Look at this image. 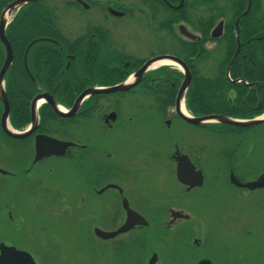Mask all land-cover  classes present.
I'll use <instances>...</instances> for the list:
<instances>
[{"label": "flooded vegetation", "instance_id": "obj_1", "mask_svg": "<svg viewBox=\"0 0 264 264\" xmlns=\"http://www.w3.org/2000/svg\"><path fill=\"white\" fill-rule=\"evenodd\" d=\"M214 1L217 5L216 9L210 5V0H73L72 6L82 13L90 12L94 8L100 18L125 20L127 26L119 29L117 25L109 28L100 23L77 24L78 35L70 38L61 30L57 18V23L52 29L55 39L39 37L27 42L20 63L27 80L25 85L19 84L16 79V58L14 49L8 42L12 60L4 77L3 88L7 100V84L10 76L9 85L12 91L29 97L25 116L27 124L15 130L21 132L28 130L31 134L24 140H13L5 136L0 129L2 141L14 143L17 147L11 159L14 160V170L0 168V179L30 177L36 170L44 172L52 162L67 160L74 165L79 185L91 196L102 198L107 191L114 190L123 213L122 223L113 225L109 230L93 228L92 239L97 245L98 243L104 245L106 250L122 255L123 264H143L145 257H142L140 250H135L130 237L138 236L142 230L149 229L150 223L164 224L166 233L175 226L172 232L179 243L184 238L190 239L187 236L190 235L193 240L192 245L190 243L191 247L194 245L195 249L203 251V257L196 264H219V261L222 264H230L225 260L230 251L226 239L233 240L235 247L242 240L249 241L258 236L264 240V123L252 128H237L214 122H207L197 127L184 122L176 111L177 94L184 80V72L180 67L151 68L134 88L126 92L98 94L84 98L72 117L58 116L54 113L52 105L55 102L56 106L62 107L66 114L70 113L83 93L117 86L137 73L150 60L170 57L182 62L191 77V86L181 102V108L190 118L225 117L242 122L262 119L264 117V82L257 81V74L249 78L246 72L236 74L233 70L241 49L239 22L243 18V13L239 15L235 13L234 22L230 24L228 23L232 20L230 14L232 11H240L239 4L236 0ZM248 1V11L251 9V0H246L244 11L247 9ZM209 11H220V15L208 32ZM219 23L222 24L221 35L213 40L211 34ZM129 28L133 33L132 38L126 34ZM228 34L235 40L233 51L232 47L227 48V41L222 39ZM122 36H124L123 40ZM134 38L147 50L142 56L132 54L129 51V45H126L130 44ZM252 41V39L248 40L246 45ZM48 44L51 45V49L47 46ZM156 45L162 48L156 50L154 49ZM237 49L238 53L234 58ZM51 51L56 53L59 59L64 58L65 67L58 76H64V73H69L71 68L86 63L95 51H99L102 56L98 57L94 68L98 67V63H105L110 71L109 74L116 80L110 83L93 81L80 85L74 81L71 84L69 77L75 75L70 73L66 77L69 80L68 83L56 81L49 85L46 82L48 63L40 64L39 58L40 54ZM231 52V57L226 59L224 56L228 57ZM2 53L0 71L4 64L3 49ZM200 54H204L205 57L200 59ZM242 60L244 64L247 61L246 50ZM163 68L165 71H159ZM251 69L254 72L256 64L252 63ZM195 81H201L205 85L201 90V94L206 98L205 114L203 111L193 112L188 108V96ZM35 99L38 100L34 104ZM8 106V124L13 128L9 103ZM2 113L3 105L0 102V122ZM21 122L22 120L16 123ZM146 127L153 130L161 128L167 132L165 142L169 145L168 155H165L166 150L161 142L156 141V146L161 155L171 164L181 196L199 195L204 206L205 202L209 203L212 199H218L214 200L215 204H212L209 210L214 221L210 227L212 230L205 225L202 233L199 223H196L194 227L197 221L194 217L191 218L180 211L171 209L181 206H174L175 203L170 199L165 201L163 207L157 208L159 214L148 216L147 220L144 217L146 213L142 214L132 208L124 197L121 186L114 182L121 174H124V170L112 164L111 153L95 150L93 138H102L107 141L115 138L126 140L132 135V138L140 141L139 138L145 136ZM183 129L195 131L197 136H185ZM79 132L81 135L78 134ZM41 138H51L74 144V146L69 148L62 158L44 157L34 163L36 141ZM186 161L193 167V172L200 176H193L184 167L180 168V175L187 182L183 185L177 179L178 166L180 163L184 165ZM195 181H201V183L197 184ZM3 185L0 182V214L4 213L8 219H12V217L9 218L8 201L3 199ZM37 186L39 182L35 181L31 184L30 191L32 192ZM108 186H115V189L99 194ZM85 200L86 194H83L81 201ZM122 200H126L129 208L141 216L148 226L135 227L109 240L98 238L94 233L95 230L112 233L124 224L126 215L122 209ZM153 204L158 203L149 201L148 208H156ZM167 207L168 221H163L165 220L164 210ZM184 209L188 210V208ZM254 210L258 212V216L254 214ZM172 212L181 214L183 218L173 219ZM189 226L195 231H188ZM223 227L224 232L217 233L215 230ZM220 235L224 239L223 244L219 242ZM173 245L178 249L176 243ZM2 246L18 250L10 243L0 240V256L3 251ZM181 250L183 249L179 248L178 251ZM261 250L264 254V247ZM213 251L218 256L212 255ZM153 255L156 256L155 264H160L158 254L152 251L146 264H149ZM238 256V258L235 256L234 264H240L241 256ZM7 260L8 258L5 262Z\"/></svg>", "mask_w": 264, "mask_h": 264}, {"label": "rangeland", "instance_id": "obj_2", "mask_svg": "<svg viewBox=\"0 0 264 264\" xmlns=\"http://www.w3.org/2000/svg\"><path fill=\"white\" fill-rule=\"evenodd\" d=\"M71 3L73 0H43V6L54 12L61 30L70 38L78 35L77 24L100 23L109 28L117 25L119 29L127 26L125 20L100 18L94 8L90 12L82 13ZM126 34L133 37L130 28ZM121 38L123 40L124 36ZM126 45H129V51L136 56H142L147 51L135 38ZM161 48L156 45L154 49ZM146 129L145 136L140 137V141L132 138V135L126 140L115 138L107 141L93 138L95 150L111 153L112 164L124 170V174L120 173V177L114 182L121 186L124 197L132 208L142 214L146 213L144 217L147 220L151 215L159 214L157 208L163 207L165 201L170 199L175 203L174 206L183 207L171 209L194 217L198 221H195L194 227L199 223L202 233L205 225L212 230L210 227L214 221L209 210L218 199L205 202L204 206L199 195L181 196L172 166L156 146V141L161 142L166 150L165 155H168L169 145L165 142L167 132L161 128ZM183 130L185 136H197L195 131ZM78 134L81 135L80 132ZM16 148L14 143L8 141L4 143L0 136V168L14 170V160L11 159ZM35 181L39 182V186L31 192V184ZM0 182L4 184L3 199L8 201L9 218L12 217L8 219L4 213L0 214L1 241L29 253L37 264H123L122 255L106 250L104 245L99 243L97 245L92 239L93 228L109 230L113 225L122 223L123 213L114 190L107 191L102 198L91 196L79 185L74 165L67 160L52 162L44 172L36 170L30 177L0 179ZM83 194H86L84 202L81 201ZM149 201L158 203L153 204L156 208L149 209ZM254 211L258 216V212ZM164 216L163 221H168V207L164 210ZM150 226L139 233L140 237L135 235L130 237L135 250H140L142 257H145L143 264L150 258L151 251L158 254L160 264H196L203 257L201 249H195L194 245L191 247L193 240L190 235H187L190 239L184 238L181 243L176 241L172 232L175 226L167 233L164 224L150 223ZM221 229L215 230L217 233L224 232L225 228ZM187 230L195 231L190 226ZM221 236L219 242L223 244L224 239ZM226 241L230 248L225 259L228 263L234 264L235 256L238 258L240 255V264H264V254L261 250L264 247V240L261 236L249 241L242 240L236 247L233 240ZM179 248L183 250L178 251ZM212 255L218 256L215 251ZM219 264L222 263L219 261Z\"/></svg>", "mask_w": 264, "mask_h": 264}, {"label": "trees", "instance_id": "obj_3", "mask_svg": "<svg viewBox=\"0 0 264 264\" xmlns=\"http://www.w3.org/2000/svg\"><path fill=\"white\" fill-rule=\"evenodd\" d=\"M16 0H0V12L1 10L9 3ZM214 0H210V5L216 9L217 5ZM236 3L239 4L240 11H232L231 21L228 22L232 24L234 22V14H244L246 7V0H236ZM208 16V32L212 29V27L217 22L220 11H209ZM201 22V21H200ZM57 23V17L55 16L53 11L46 9L43 6V0H38L36 3L29 5L22 9L14 20L7 27L6 38L12 48L14 49L15 56V66H16V79L19 84L25 85L27 82L23 72L21 70V59L23 56V52L26 48L27 42L32 38H47V39H55L54 32L52 31L53 25ZM239 41L240 44V53L238 54V58L234 65V72L236 74H240L243 72L247 73L249 78H253L255 74L258 75L257 81L264 82V0H251V9L248 11L247 15L244 16L239 22ZM47 26H49L47 28ZM37 28V29H36ZM207 37V35L205 36ZM222 39L227 41V48L230 49L232 47V51L235 49V40L229 34L224 36ZM252 39V43L246 45L248 40ZM49 48L51 45H47ZM51 49V48H50ZM246 50L247 61L242 62V57L244 55V51ZM232 52L230 54L225 55L224 57L227 59L231 57ZM99 51H95V53L87 59V62L82 64L81 66H76L75 68H71L69 73H64V76H58L60 72L64 70V58H58L56 53L44 52L40 54V64L47 62L46 68L49 69L48 72L46 70V75L48 76L46 79L47 84L52 85L56 81L64 83H68L69 80L66 78L70 73L74 74V77L71 78V84L76 82V84H85L88 82H114V79L111 74H109V70L106 67V64L98 63V67L94 68V63L97 61L98 57H101ZM205 57L204 54H200L199 58ZM223 57V59H225ZM3 53L0 47V64L2 63ZM250 58V61H249ZM62 59V60H61ZM225 59V60H226ZM256 64V69L253 72L251 69V64ZM165 71V68L159 70ZM43 72V71H42ZM40 76H42L41 71H39ZM74 78V79H73ZM10 76L8 78L7 84V100L9 105L11 106V125L14 129H21L26 126L27 120H25L27 105L29 102V97L25 96V94L16 93L14 90L12 91L9 81ZM203 82L195 81L193 84L190 94L188 96V108L189 110L196 112H204L206 105V98L201 94ZM205 94V93H204ZM69 98V96H68ZM20 106H17V105ZM23 117V119H21ZM22 122L20 124L16 122ZM15 122V123H14Z\"/></svg>", "mask_w": 264, "mask_h": 264}, {"label": "water", "instance_id": "obj_4", "mask_svg": "<svg viewBox=\"0 0 264 264\" xmlns=\"http://www.w3.org/2000/svg\"><path fill=\"white\" fill-rule=\"evenodd\" d=\"M36 2H37V0H16V1L8 4L0 14V45H1L3 52H4V64H3L2 69L0 71V102L3 105V113L1 116L0 129L5 136H7L8 138L13 139V140H24L31 134V132L28 130L23 131L22 133L13 131L9 127V124H8L9 106H8L6 96H5V91L3 88V81H4L5 74L8 71L10 64H11L12 52H11V48H10V45L8 43V40L6 38V30H7L8 25L11 22V17H15L16 14L22 8H25L29 5L36 3ZM248 10H249V1H248L247 9H246V11L242 17H244L248 13ZM221 26H222V24L219 23L217 28L212 32L211 38L213 40H216L220 37ZM237 45H238V39H237ZM237 53H238V49H237V52H236L234 58L237 56ZM164 62L170 63L173 66H178L184 72V80H183V83L181 85V88L178 91L177 98H176V111L184 122H186L190 125H193V126H197V127L198 126L201 127V126L205 125L207 122H214L216 124L233 126V127H237V128H252L253 126H257V125L264 123V117L260 120H255V121H250V122H242V121L231 120V119H228L225 117H206V118L203 117V118L196 119V118H190L189 116L182 113L181 102L184 99L187 90L191 86V77L189 75L188 69L185 67V65L182 62H180L177 59L170 58V57H158V58H154V59L150 60L137 73H135L133 76H131L126 81H124L123 83H121L117 86H114V87H111L108 89H102V90H91V91H87V92L83 93L78 98V100L76 101L75 105L73 106V110L70 113H67V114L61 113L58 106H56L55 102L53 104L51 103L53 105L54 113L57 114L58 116H61V117H72V116H74L73 112L78 111L79 105L84 98H87V97L93 96V95H98V94H113V93H117V92H126V91L134 88L140 82L142 76L148 70H150L151 68H154L159 63H164ZM37 100L38 99L34 100V104ZM33 120H34V117H33ZM73 146H74V144L59 142V141H56V140L51 139V138L37 139V141H36V154H35L34 163H36L38 160H40L44 157L62 158L65 156L66 151ZM183 167L186 170H188L190 174H193V176L194 175L197 177L200 176L199 174H195L193 172V167L191 166V164L188 161H186L184 163V165L180 163L178 166L179 171H178L177 179L181 184H183V185L187 184V182L180 175V168H183ZM3 174H4V172H3ZM195 182L197 184L201 183V181H199V182L195 181ZM109 189H115V186H108L105 189H103L101 192H99V194H101L104 191L109 190ZM120 193H121V191H120ZM122 209L126 215V218H125L126 220H125L124 224L117 231L112 232V233H105V232H102L100 230H95L94 233L98 238H100L102 240H109V239L116 237L118 234H124V233L129 232V231L133 230L135 227H147L148 226L147 222L141 216H139L137 213L133 212L129 208V205H128L126 200H122ZM171 216L173 219L183 218V216L181 214L175 213V212H172ZM2 249H3V251H1L0 264H35L32 257L25 252L17 251L13 248H10V249L5 248L3 246H2ZM7 254H10V255L6 256ZM10 257L12 259L11 262H10ZM6 258H8V260L5 262ZM155 261H156V256L153 255L149 261V264H155Z\"/></svg>", "mask_w": 264, "mask_h": 264}, {"label": "bare ground", "instance_id": "obj_5", "mask_svg": "<svg viewBox=\"0 0 264 264\" xmlns=\"http://www.w3.org/2000/svg\"><path fill=\"white\" fill-rule=\"evenodd\" d=\"M164 65H171V64H170V63H167V62L159 63V64L157 65V67L164 66Z\"/></svg>", "mask_w": 264, "mask_h": 264}]
</instances>
